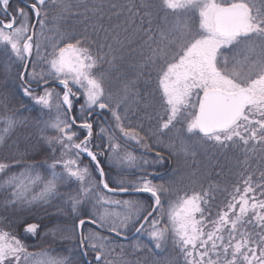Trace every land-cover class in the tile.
<instances>
[{
  "label": "snow or ice",
  "instance_id": "obj_1",
  "mask_svg": "<svg viewBox=\"0 0 264 264\" xmlns=\"http://www.w3.org/2000/svg\"><path fill=\"white\" fill-rule=\"evenodd\" d=\"M20 3L0 0V55L6 71L15 66L19 81L10 94L0 93V146L29 123L19 114L27 106L9 107L20 93L41 114L55 110L54 117L35 121L52 157L51 163L28 162L25 150L0 159V190L7 193L0 201V264H264V0H128L110 2L109 13L103 3L89 7L85 0ZM71 16L82 17L81 30L64 27ZM125 50L139 60L130 65L134 77L114 93L111 74L119 73ZM146 70L145 86L154 72L156 87L142 96L138 83ZM129 99L154 112L145 113L154 126L133 125ZM105 111L112 121L104 117L107 127L99 119ZM94 125L106 144H93ZM46 130L56 135L46 136ZM11 147L18 145L13 141ZM161 147L168 156L156 151ZM236 149L243 160L235 159L237 172L229 167L238 177L230 185L205 183L211 173L199 169L179 180L149 171L178 153L187 166L189 157L199 163L200 152L212 159ZM31 154L40 149L31 145ZM83 155L94 169L82 162ZM99 157L118 170L116 177L105 172ZM72 183L77 187L67 199L71 225L44 235L60 233L75 247L57 256L47 248L30 251L33 246L16 229L26 238L39 236L41 225L29 222L33 206L60 197L59 188ZM120 193L146 194L150 202L113 198ZM25 210L29 215L21 216ZM133 235L131 243L118 242Z\"/></svg>",
  "mask_w": 264,
  "mask_h": 264
},
{
  "label": "trees",
  "instance_id": "obj_2",
  "mask_svg": "<svg viewBox=\"0 0 264 264\" xmlns=\"http://www.w3.org/2000/svg\"><path fill=\"white\" fill-rule=\"evenodd\" d=\"M86 4L91 7L94 4H104V9L103 11L105 13H109V8L108 4L110 2L112 3H117V4H124L127 3L128 0H85ZM154 2H157V0H154ZM13 5L19 4L22 6L20 3V0H12ZM83 9L81 8L80 11ZM89 16L91 17V13H89ZM125 17L121 16L120 20H123ZM82 20L81 16H71L67 20V23L64 25L65 28H75L76 30H81L84 27V24L81 23L80 21ZM95 20V17H92V21ZM105 25L107 26L108 20L107 16H105V19L103 21ZM113 22H115V18L113 19ZM103 36V33H101V37ZM135 47V45H134ZM6 60V57L3 55H0V93H11L13 90V85H18L19 81L16 80V68L15 66L12 67L11 71H6L4 67V61ZM139 60L138 56H130L127 54V50H125V59L121 62V67L119 73L113 72L111 74V79L109 83V88L111 91L114 93L118 91V89L121 87V84L124 79L126 78H133L134 77V72L135 69L132 68L130 65L137 63ZM145 79H147V70L146 74L144 77H142L138 83V88L141 92V95L143 96L146 92H150L152 89L156 87L155 84V73H152V80L151 83L148 86H145ZM8 84L9 87L5 88L4 85ZM83 100L75 102L74 108L72 111V115H77V111L79 108V104L82 103ZM21 104L27 106V109L30 110H23L21 109ZM10 108H15V109H21L20 110V115L21 116H26L29 117V123L27 124L26 127L20 128L17 130V132L13 135L12 139L8 141V143L4 146H0V159H4L9 157L12 153H15L17 151L19 152H24L25 150L29 151V155L26 158L28 162L31 161H36V162H41L45 159L49 160V163H51V157H52V152L51 148L44 142L42 143L41 139V132H40V127H38L35 123L37 119L40 120H48L50 116L54 117L55 116V110H53L52 113H48L47 110L44 111L43 114L40 113V110L38 107L33 105V102L27 98L24 97L22 94L17 93L16 97L11 98V101L9 103ZM128 107L130 108L129 112V118L131 119L133 125L135 124H143L144 129H148L151 126H154L156 121L153 119L152 121H149L148 119L145 118V113L146 111L149 114L154 115V112L151 109H144L141 106L136 105L132 99H129L128 101ZM123 111V108L121 109ZM104 117L108 118V122L112 123L111 121V116L110 113L104 112L103 115L99 118L100 123L104 124ZM104 126H108L107 124H104ZM74 130H78L75 129ZM99 131V126L94 125V139H93V144L100 143V144H106V140H101L96 136V133ZM80 138H83V135L85 134L83 131H80ZM142 134H145L142 132ZM44 135L46 136H54L56 133L51 130H46L44 132ZM119 135V133H117ZM163 141L165 144L168 143L169 141V136L166 135L163 138ZM13 141H15L18 145V148L11 147L13 144ZM122 144L125 142L123 140L120 141ZM31 145H36L40 149V154L39 155H33L31 154ZM128 147L130 149H135L137 151V154H141V150L136 148L135 145L129 144ZM179 148V143L177 142V151ZM99 149L93 148V151H98ZM156 151H162L165 156L169 155V152L164 150L163 147L157 148ZM60 153L57 151L55 153L56 157H59ZM107 153H105V156ZM210 153H203L200 152L196 156V160L199 163H193L191 157L188 158V165H185V157L183 156L182 153H178L177 155H172L170 160H167L165 164L162 167H157L156 169H149V171L155 170L156 172H159L163 175L164 180H179L181 176H187L188 172L190 170L194 169H199L200 173L203 174L205 171L210 172L211 176L207 177L205 183H207V180H211L213 182H218L222 186L225 184H232L234 183L238 177H236L233 174L229 173V167L232 168V173H235L238 171L237 168L233 167V163L236 158H239L240 160H243V153L239 150H230L227 153L221 154L220 152H217L215 156L210 159L209 156ZM225 156L229 158V162L226 163L225 161ZM101 164L104 166L105 172L107 174H110L111 177H116L118 175V170L114 167H110L109 164L107 163L105 157H99ZM82 162L84 164H89L90 168L94 169V164L90 163V158L83 155L82 156ZM256 161L253 160V166H255ZM173 169H176L175 172H173ZM22 170V167H13L11 169L12 172L19 173ZM40 173L43 174L45 178L47 172L44 170L43 167L37 169ZM217 173H222L221 175H217ZM123 175H128L129 178H131L129 173H123ZM93 176L96 177V179H99L98 174L93 171ZM159 182V180H157ZM110 186L115 187V184H112L110 181ZM76 188L72 187L70 185L67 186H61L59 188V191L61 193L59 198V201H65L67 202L68 199V194L74 192ZM40 190L39 187L35 188V191L38 192ZM63 191V192H62ZM7 195L6 192L0 190V201H2L5 196ZM114 199L117 200H128V199H138L141 201H148V197L146 194H126V193H120L117 194L113 197ZM55 199V198H54ZM54 199H52L48 204H36L32 208V215L34 216L33 220H30L29 222H36L41 225L39 232L40 235L34 238H26L24 234H21V230L16 229V234L19 236V238L23 239L24 242L30 246L29 250L30 251H38L40 248H47V249H52L51 254L53 256L57 255H68V249H72L75 247V241H66V240H61L60 239V233H57L56 236L48 235L45 236L44 233L48 231V229L53 228L57 225H71L72 221L70 219V216L67 215L70 212V206L67 205L65 208L61 206H57L55 204ZM68 204V203H67ZM116 211H120L121 209H115ZM0 215H3L2 212H0ZM21 216H28L29 213L25 211L20 212ZM88 227H91L89 225ZM102 235H108L106 231L102 232ZM136 239V237L133 235L130 241H118L120 243H131ZM141 240H143L145 243H147L146 237L141 236ZM39 246V247H36ZM151 246V245H150ZM127 251H131L130 249H127ZM161 254V255H166ZM140 255H147L146 253L140 254ZM130 259H135L134 256H130ZM91 259V256L89 257ZM150 259V258H149Z\"/></svg>",
  "mask_w": 264,
  "mask_h": 264
},
{
  "label": "rangeland",
  "instance_id": "obj_3",
  "mask_svg": "<svg viewBox=\"0 0 264 264\" xmlns=\"http://www.w3.org/2000/svg\"><path fill=\"white\" fill-rule=\"evenodd\" d=\"M39 136H41V135H39ZM42 143H44L43 140H42ZM85 156H87V155H85ZM43 168H44V170L47 172L46 168H45V167H43ZM57 171H60V169L58 168ZM46 174H47L46 176H48V172H47ZM70 186L75 187V188L77 187V185H76L75 183L70 184ZM62 192H63V191H62ZM54 201H55V204H56L57 206H61V207H63V208H65V207L68 205L67 202H65V201L60 202V201H59V198H55Z\"/></svg>",
  "mask_w": 264,
  "mask_h": 264
}]
</instances>
